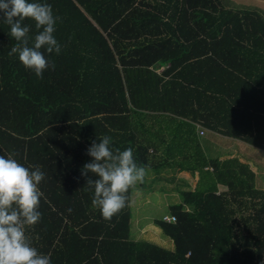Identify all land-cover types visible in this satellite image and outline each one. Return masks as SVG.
I'll list each match as a JSON object with an SVG mask.
<instances>
[{
	"label": "trees",
	"instance_id": "obj_1",
	"mask_svg": "<svg viewBox=\"0 0 264 264\" xmlns=\"http://www.w3.org/2000/svg\"><path fill=\"white\" fill-rule=\"evenodd\" d=\"M28 2L50 4L62 18L54 33L61 52L42 49L55 70L37 77L9 56L16 41L0 21V155L45 173L42 219L26 226L38 252L51 264H264V190L235 169L238 159L202 164L197 134L264 152V12L228 0ZM24 23L32 46L42 29ZM103 136L113 151L133 148L156 176L210 165L223 180L205 186L204 177L199 189L179 181L188 189H176L181 202L169 206L176 222L154 220L172 250L131 239L134 185L111 219L92 204L82 169Z\"/></svg>",
	"mask_w": 264,
	"mask_h": 264
},
{
	"label": "clouds",
	"instance_id": "obj_2",
	"mask_svg": "<svg viewBox=\"0 0 264 264\" xmlns=\"http://www.w3.org/2000/svg\"><path fill=\"white\" fill-rule=\"evenodd\" d=\"M26 19L34 20L36 28L42 29L35 35L32 46ZM60 19L47 3L0 0V21L10 26V37L16 41L9 56L18 54L23 65L41 79L49 68L55 70V64L42 49L48 54L61 52L54 36ZM98 141H93L87 150L93 159L83 166L82 175L87 178L86 185L94 188L92 204L99 207L104 218L111 219L126 207L129 188L143 182L147 169L137 163L133 148L113 151L109 136ZM14 155H0V264H51L50 256L38 252L26 235V226L36 225L42 219L39 205L44 193L39 185L45 173L39 166L34 170L26 168ZM89 173L98 179L90 178Z\"/></svg>",
	"mask_w": 264,
	"mask_h": 264
},
{
	"label": "rangeland",
	"instance_id": "obj_3",
	"mask_svg": "<svg viewBox=\"0 0 264 264\" xmlns=\"http://www.w3.org/2000/svg\"><path fill=\"white\" fill-rule=\"evenodd\" d=\"M228 2L229 6L234 9L245 8L264 12V0H228ZM210 133L207 131L208 136L201 139V143L204 144L206 153L209 156L213 157L220 154L221 157H225L231 154L243 157L244 161H249L251 160L249 158L254 157V160L250 161L251 167L257 171V166H259L260 171H263L259 175L258 182H261L260 186H264V152L249 146H243L247 147L248 151H245L247 153L239 150H237V153L234 150L229 151L225 146L213 145L212 138L209 136ZM156 154L154 155V152L149 154L150 156L154 155L152 162L154 164L159 160V156ZM248 155L251 157H248ZM167 171V173L157 172L158 175L156 176L154 172L147 170L143 182H137L134 185L130 203L131 239L134 241H148L167 250H172L174 248L172 242L156 227L154 220L163 218L165 214H170L169 206L181 202V196L176 189L188 188L184 182L174 181L170 183L168 179L173 175L169 172H172V170L168 169ZM183 177L184 180H187L189 189H196L198 177H193L188 171ZM225 190L222 189V191Z\"/></svg>",
	"mask_w": 264,
	"mask_h": 264
},
{
	"label": "crops",
	"instance_id": "obj_4",
	"mask_svg": "<svg viewBox=\"0 0 264 264\" xmlns=\"http://www.w3.org/2000/svg\"><path fill=\"white\" fill-rule=\"evenodd\" d=\"M199 131H200V129L197 130V134H198L199 141H200L198 149H199V151L201 150V152H202L201 155L203 154L204 158H205V159L202 160V164L205 163V162L209 163L211 159H218V160H220L221 163L224 162V160L238 159V162L234 163L235 164V169L240 171V173H243L246 178L253 179L250 184L253 185L254 188H256V189H264L263 185L260 186L261 182H258L259 181V179H258L259 175L262 174L263 171H260L259 166H257L259 171L258 170L255 171L251 167V164H250V161L254 160V157L249 158V159H251L249 161H244L243 157L237 156V155H231V154L227 155L225 157H221L220 154H217V156L211 157V156H209L206 153V150H205L206 148H205L204 144L201 143V139L206 138L208 136L207 131L205 130V134L203 136L199 135ZM209 136H210V138H212V144L213 145H215V144L218 145L219 144L222 147L225 146L227 148V150H229V151L230 150H234L236 153H237V150L243 151V152L248 151L247 147H243V146H248V145H246V144H244V143H242L240 141H236V140H233V139H230V138H227V137L221 136L219 134H215V133H210ZM220 146H217V147H220ZM240 148H241V150H240ZM245 153H247V152H245ZM248 157H251V156L248 155ZM199 159L201 160V157H199L198 160ZM199 162H201V161H199ZM214 172L215 171L213 170V168L210 165L205 167L203 169L202 173L195 172L192 176L195 177V178L198 177L197 184H196V189H199L201 181H203L204 177H205L206 180H208V181H205V183H206L205 186H212L213 180H215V182L223 181L221 179L220 180L217 179L215 175H213V178H212L211 175H209L210 173L213 174ZM251 173L253 174V178H252ZM170 174H172L173 176L175 175L176 176V181L179 182V181L184 180L183 176H184V174H186V172H179L177 174H174L173 172H170ZM204 174H206L207 176L204 175ZM185 181L187 182V180H185ZM170 183H171V181H170ZM247 183L249 184V182H247ZM217 187L219 189V192H222V189H226V187L223 186V185H217ZM205 188H207V187H205ZM165 215H169V214H165Z\"/></svg>",
	"mask_w": 264,
	"mask_h": 264
},
{
	"label": "built area",
	"instance_id": "obj_5",
	"mask_svg": "<svg viewBox=\"0 0 264 264\" xmlns=\"http://www.w3.org/2000/svg\"><path fill=\"white\" fill-rule=\"evenodd\" d=\"M204 134H205L204 130L200 129L199 135L203 136ZM162 221L166 222V223H175L176 222V217L173 216V215H164L163 218H162Z\"/></svg>",
	"mask_w": 264,
	"mask_h": 264
}]
</instances>
